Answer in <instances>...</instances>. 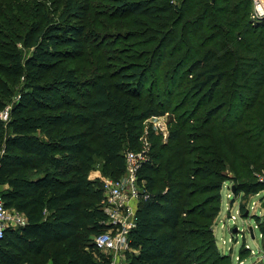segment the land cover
<instances>
[{"label": "trees", "instance_id": "16d2710c", "mask_svg": "<svg viewBox=\"0 0 264 264\" xmlns=\"http://www.w3.org/2000/svg\"><path fill=\"white\" fill-rule=\"evenodd\" d=\"M251 13V0H64L53 17L9 18L0 197L24 223L6 228L0 264L109 263L94 254L110 227L91 173L99 162L119 180L129 152L145 155L129 262L233 264L214 233L223 187L264 192V19ZM165 115L166 136L148 123Z\"/></svg>", "mask_w": 264, "mask_h": 264}, {"label": "rangeland", "instance_id": "374dc122", "mask_svg": "<svg viewBox=\"0 0 264 264\" xmlns=\"http://www.w3.org/2000/svg\"><path fill=\"white\" fill-rule=\"evenodd\" d=\"M100 3L101 0H95ZM44 6L52 17L55 11H60L64 5V0H0V31L4 30V25L10 18L13 21L14 14L20 13V16L25 17L26 13L33 10V6ZM126 50V49H125ZM124 50V51H125ZM120 51V53H119ZM122 49L113 50L114 56H120L125 59V54H121ZM152 77H150V80ZM168 115L162 117L151 118L148 123H151L158 132L167 135ZM92 178H97L101 182L106 179L101 174V165L98 162L94 171L91 173ZM223 208L217 218L214 228L216 239L219 246L226 251L233 249L238 252L239 249H244V255L238 260V264H263L264 263V192H261L246 202L242 195L234 196L232 185L230 183L223 187ZM245 205L246 213L241 212L240 206ZM255 216L259 217L256 220Z\"/></svg>", "mask_w": 264, "mask_h": 264}, {"label": "built area", "instance_id": "2783aa9c", "mask_svg": "<svg viewBox=\"0 0 264 264\" xmlns=\"http://www.w3.org/2000/svg\"><path fill=\"white\" fill-rule=\"evenodd\" d=\"M253 20L264 19V0H251ZM9 109L0 112V118L7 120ZM143 152L126 154V173L119 180L106 179L102 182L105 196L104 211L108 215L109 230L94 237V254H102L110 258L109 263L131 264L129 254L135 252L131 248V232L136 227V208L140 197V186L137 182V171L144 161ZM24 223L23 217L5 207L0 197V239L7 227ZM264 264V263H263Z\"/></svg>", "mask_w": 264, "mask_h": 264}, {"label": "crops", "instance_id": "0c3cea01", "mask_svg": "<svg viewBox=\"0 0 264 264\" xmlns=\"http://www.w3.org/2000/svg\"><path fill=\"white\" fill-rule=\"evenodd\" d=\"M222 195H223V191H222ZM262 195H264V194H262ZM222 202H223V200H222ZM222 209H224L223 208V203H222ZM221 213H222V211H221ZM216 229V228H215ZM214 233H215V230H214ZM215 237H216V234H215ZM216 241H217V239H216ZM217 245H218V247H219V249L223 252V253H225V254H227L226 253V251H224V249L222 248V247H220L219 246V242L217 241ZM229 252H230V255H231V257H232V262H233V264H238V260L241 258V256H240V249H239V251L238 252H234V248L233 249H227Z\"/></svg>", "mask_w": 264, "mask_h": 264}, {"label": "water", "instance_id": "95a60500", "mask_svg": "<svg viewBox=\"0 0 264 264\" xmlns=\"http://www.w3.org/2000/svg\"><path fill=\"white\" fill-rule=\"evenodd\" d=\"M213 1H214V0H213ZM234 189H235V188H234V187H232V191H233V192H234Z\"/></svg>", "mask_w": 264, "mask_h": 264}]
</instances>
